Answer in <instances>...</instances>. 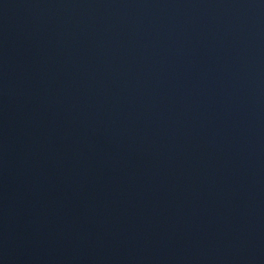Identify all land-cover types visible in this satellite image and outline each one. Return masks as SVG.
<instances>
[{"label":"water","instance_id":"1","mask_svg":"<svg viewBox=\"0 0 264 264\" xmlns=\"http://www.w3.org/2000/svg\"><path fill=\"white\" fill-rule=\"evenodd\" d=\"M0 264H264V0H0Z\"/></svg>","mask_w":264,"mask_h":264}]
</instances>
